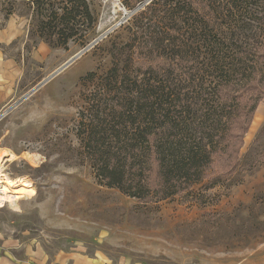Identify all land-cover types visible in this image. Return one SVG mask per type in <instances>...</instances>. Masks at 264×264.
Returning a JSON list of instances; mask_svg holds the SVG:
<instances>
[{"label": "rangeland", "instance_id": "rangeland-1", "mask_svg": "<svg viewBox=\"0 0 264 264\" xmlns=\"http://www.w3.org/2000/svg\"><path fill=\"white\" fill-rule=\"evenodd\" d=\"M150 1L0 0L3 21L26 23L4 49L22 75L18 97L0 107V150L13 156L2 171L35 190L0 208L8 256L80 248L134 264H264V116L254 117L237 172L215 164L202 184L169 200L146 203L95 178L80 115L112 66V46L129 38L127 20ZM86 5L92 20L78 14ZM92 72L95 82L86 79Z\"/></svg>", "mask_w": 264, "mask_h": 264}, {"label": "trees", "instance_id": "trees-1", "mask_svg": "<svg viewBox=\"0 0 264 264\" xmlns=\"http://www.w3.org/2000/svg\"><path fill=\"white\" fill-rule=\"evenodd\" d=\"M128 24L109 71L86 77L98 79L81 143L98 184L157 203L202 184L215 164L237 172L264 100V0H151Z\"/></svg>", "mask_w": 264, "mask_h": 264}, {"label": "crops", "instance_id": "crops-1", "mask_svg": "<svg viewBox=\"0 0 264 264\" xmlns=\"http://www.w3.org/2000/svg\"><path fill=\"white\" fill-rule=\"evenodd\" d=\"M0 107L9 105L18 97V82L22 75L17 59L6 57L4 49L24 37L25 22L17 16L3 21L0 16ZM12 101V102H11ZM263 109V112L261 111ZM264 116V100L260 103L255 119ZM255 121V120H254ZM0 264H134L130 259L112 260L104 254L89 255L80 248L58 251L53 255L40 251L27 258L16 259L0 251Z\"/></svg>", "mask_w": 264, "mask_h": 264}, {"label": "bare ground", "instance_id": "bare-ground-1", "mask_svg": "<svg viewBox=\"0 0 264 264\" xmlns=\"http://www.w3.org/2000/svg\"><path fill=\"white\" fill-rule=\"evenodd\" d=\"M59 72L60 70L57 73ZM12 157L9 152L0 150V208L6 203L14 204L26 196L35 195V190L29 181L22 178L13 180L3 173L4 162L12 160Z\"/></svg>", "mask_w": 264, "mask_h": 264}, {"label": "built area", "instance_id": "built-area-1", "mask_svg": "<svg viewBox=\"0 0 264 264\" xmlns=\"http://www.w3.org/2000/svg\"><path fill=\"white\" fill-rule=\"evenodd\" d=\"M137 11H139V9H136V12H135V13H137ZM130 19H131V18H130ZM130 19H129V20H130ZM129 20H127V22H128Z\"/></svg>", "mask_w": 264, "mask_h": 264}, {"label": "water", "instance_id": "water-1", "mask_svg": "<svg viewBox=\"0 0 264 264\" xmlns=\"http://www.w3.org/2000/svg\"><path fill=\"white\" fill-rule=\"evenodd\" d=\"M87 50V49H86Z\"/></svg>", "mask_w": 264, "mask_h": 264}]
</instances>
